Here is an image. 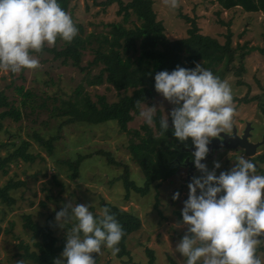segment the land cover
<instances>
[{"label": "rangeland", "instance_id": "1", "mask_svg": "<svg viewBox=\"0 0 264 264\" xmlns=\"http://www.w3.org/2000/svg\"><path fill=\"white\" fill-rule=\"evenodd\" d=\"M128 1V0H125ZM154 9L157 17L165 25V32L171 39L187 36L190 23L186 22L181 13L191 17L198 16V25L204 33L217 37L222 43L225 42L227 26L220 21H231L230 28L233 31L232 45L241 53L242 47L248 43L253 51L244 60L245 70L239 75L236 70L241 67L242 62L232 65V71L223 79L231 86L234 115L233 125L244 127L247 123L255 126L259 139L264 141V53L255 50L256 47L264 46V13H247L237 10H222L217 2L210 0H178V7L170 10L164 0H154ZM198 6V7H197ZM119 4L110 5L105 12L102 6L94 0H71L69 14L75 25L82 24L85 28L83 35L90 32L105 31L103 22L122 19L117 14ZM219 11V12H218ZM220 13V14H219ZM136 21V17L133 16ZM138 22V21H136ZM139 23V22H138ZM127 25L132 26V23ZM62 41L60 42V45ZM49 46V45H47ZM53 45L49 46L52 47ZM62 46V45H61ZM39 61L36 69H22L19 73L0 71V90H3L9 98V102L21 111V119H1L0 127V158H5L9 153L19 147L21 139L30 141L28 151L36 156L33 161H25L22 157L16 161H10L0 167V186L7 184L12 179L26 180V186L20 190H13L17 195L16 208L10 211L0 222V260L12 258L19 250L20 242H26L34 246L33 233L23 232V212H31L33 218L40 222L45 221V214L55 207V202L48 198L57 195V211L59 204L65 201L95 206V213L103 209L100 204V197L104 201L116 202L123 209L137 213L143 221V229L137 231L129 238V256L123 254L119 259H114L110 250L102 249L101 262L108 261V264H133L131 260L145 258L147 247L154 249L157 255V264H170V257H173L179 264H183L184 257L175 251V245L185 233L184 226H176L181 220L175 211L183 207V200L187 198V185L193 176L201 173L197 170H190L183 165L179 166L176 174L164 180L156 188L152 186L145 196L132 194L129 199L125 198L126 187L122 180L123 165L110 163L107 154L109 151L117 161L128 163L131 171L141 174L139 166L131 160L127 145L133 136L120 129L116 121H107L99 124H89L84 121H67V116L57 112V106L61 99H68L74 94L78 84L82 82L85 89L81 94H87L96 102L99 95H106L108 102L120 98V93L112 85H89L85 78V72H81L72 65L64 66L61 59L54 57L48 50L41 54L32 53ZM93 59L91 52H87L82 60V65L88 64ZM100 65L93 66L91 73H98ZM45 80H50L45 83ZM243 81V83H239ZM24 86V90L30 89L33 93L26 103H22V95L16 87ZM109 86V87H108ZM146 104V105H145ZM142 108L156 106L157 111L168 118L171 124V117L168 115L172 105L161 95L152 102H146ZM3 108H0V111ZM145 123L138 114L129 122L128 129H140ZM154 126V120L152 124ZM232 125V126H233ZM37 135L43 137V141L52 147V155L48 154V147L45 143L37 140ZM83 152L87 154L80 162V171L76 178H71L72 169L68 164L59 163L56 165L57 157L67 158L71 152ZM242 149V148H241ZM98 151H102L98 154ZM221 153V151L219 152ZM264 154V147L253 155H247L240 150V147L228 149L224 155L211 156L206 167L213 168V161H219L220 168L216 169L218 175L221 170L227 171L235 163V159L244 156L254 162L255 156ZM77 155V154H76ZM75 156V155H74ZM70 157V156H69ZM72 157V156H71ZM256 167L264 171L263 162L255 161ZM58 167V168H57ZM47 173L44 175V172ZM262 174L261 172H256ZM33 174V176H30ZM53 174L58 175L60 183L54 184ZM190 178L188 182L187 179ZM51 187V191L45 188ZM179 192L176 200L172 194ZM160 200V215L155 209V203ZM45 202V205H43ZM8 209V206L0 199V208ZM45 213V214H44ZM13 219L15 224L10 226L9 220ZM63 229L58 228L56 234L63 235ZM37 239H35L36 241ZM264 259V254H262Z\"/></svg>", "mask_w": 264, "mask_h": 264}, {"label": "trees", "instance_id": "2", "mask_svg": "<svg viewBox=\"0 0 264 264\" xmlns=\"http://www.w3.org/2000/svg\"><path fill=\"white\" fill-rule=\"evenodd\" d=\"M213 1L217 2L222 10L239 9L241 12L247 13H264V0H210V2ZM94 2L102 6L103 12L110 5L118 3L117 14L122 19L103 22L105 31L90 32L85 36L83 35L85 32L84 26L76 24L78 31L72 42L67 43L58 38L52 47L45 45L36 54L48 50L54 54L55 58L61 59L62 65H72L81 72H85V78L89 85L96 86L108 83L117 91L124 92L120 93L121 96L116 101L108 102L106 95L102 94L99 95L98 101L94 102L87 94L81 95L85 87L80 82L73 95L68 96V99L60 100L57 112L62 116H67V121L71 122L84 121L89 124H99L116 121L121 130L128 131L133 138L130 139L127 148L131 160L139 166L141 174L136 173L135 175L127 162L117 161L109 151H98V154L101 152L107 154L110 163L123 165L122 180L126 187V199H129L132 194L143 197L149 193L153 185L157 188L161 182L176 174L179 166L183 165L190 171V165L184 164L187 157L192 162V152L181 149L185 145L192 146L191 138H188L185 142L178 141L172 135V125L169 123V127L162 130L159 126V118L162 116L160 110L153 117L154 126L143 123L140 129L132 131L128 129L129 122L135 114L139 113L141 105L152 102L160 96L154 90V73L160 70L171 71L177 65L191 68L194 67V62H202L204 67L223 79L232 71V65H236L240 61L242 62L241 67L236 72L241 75L245 70L244 60L254 48H249L248 43H246L242 47V52L238 53L232 45L231 21L227 23L226 21H220L221 24L227 26L225 42L222 43L217 37L201 30L198 25V16L191 17L181 13L180 17L190 23L187 31L188 35L171 39L165 32L163 21L157 17L153 5L154 0H94ZM59 3L65 11L69 12L71 0H59ZM133 16L136 17V21L139 23L133 20ZM128 23H132V26L127 25ZM61 41L62 46L60 45ZM255 50L264 53V46L256 47ZM87 52H91L93 59L88 64L82 65L83 57ZM97 65H100L98 73H91L89 69ZM49 82L50 80H45L46 84ZM241 82L243 83V81H239V83ZM16 89L23 97L22 103H26L28 98L33 96L32 91L30 89L24 90L22 85L16 87ZM232 98L236 99L234 96ZM0 108H3L0 111V127H2L1 119L3 118L21 119L20 109L9 102V98L3 90H0ZM39 138L41 143L47 145L48 154L53 156L51 145L49 146V143L44 142L42 136L37 135L38 141ZM260 141L258 142L261 145L257 148V151L260 147H264V141ZM30 143L26 139H21L19 147L15 151L9 153L5 158H0V167L10 161H16L20 157L25 161H33L36 156H41L39 153L33 154L28 151ZM240 150L245 153L244 149L240 148ZM213 154L214 151L210 156H205L202 163L208 164ZM86 155L83 152L75 153L71 148L70 157H57L56 165H59V163L68 164L72 169L70 177L73 179L78 176L80 162ZM257 159L263 162L264 154L255 156L254 165ZM192 170L197 171L194 166ZM255 172L264 174V171L259 167H255ZM46 173L47 171L44 172V175ZM30 176H33V174ZM26 180L12 179L7 184L0 186V199L8 206L7 210L4 207L0 208V222L10 211L16 208L18 199L16 192L13 190L18 191L25 187ZM52 180L56 185L60 183L57 174H53ZM187 181L189 182L190 178ZM46 183H44L46 187L43 189L51 191V187ZM47 195L56 205L49 213H44L46 217L44 222L34 219L31 212H23L21 216L23 219V232L31 231L33 233L34 246L22 239L19 246L22 251L19 250L13 254L12 258H8L7 264H17V261H22L23 264H53V258H59L64 245L65 229H63V235L56 234L57 229L60 228L54 219L55 211H57V195ZM64 202L66 201L63 200L58 208H61ZM159 203L160 200L157 196L155 209L162 215ZM100 204L115 215L123 228V236L118 244L119 251L114 255V259H119L123 254L131 256L128 250L129 238L143 229L142 218L131 210L123 209L116 202L104 201L103 197H100ZM43 205H45V202H43ZM95 209L94 205L90 206V210L94 215L98 214L94 212ZM175 212L181 218L180 212ZM9 224L14 226V220L10 219ZM67 227H70V224ZM35 239L37 240L35 241ZM257 251L262 258L264 243L258 246ZM145 253V258L138 259L139 261L131 260L132 263L157 264V255L154 249L147 247ZM100 255L92 253L96 264H108V261L101 262ZM0 264H6L4 259L0 260ZM170 264L179 263L173 257H170Z\"/></svg>", "mask_w": 264, "mask_h": 264}, {"label": "clouds", "instance_id": "3", "mask_svg": "<svg viewBox=\"0 0 264 264\" xmlns=\"http://www.w3.org/2000/svg\"><path fill=\"white\" fill-rule=\"evenodd\" d=\"M164 3L170 10L178 7V0ZM77 31L59 0H0V71L15 74L36 69L39 61L32 53L58 38L70 43ZM153 78L154 90L172 105L168 113L172 135L180 142L191 138L192 163L201 173L187 185L176 225L186 230L175 251L184 257L183 264H264L257 251L264 243V174L256 173L253 161L244 156L218 175L219 161H213L212 170L201 162L210 138L232 128L230 84L202 62H194L191 68L177 65L171 71L160 70ZM156 110L147 105L138 115L151 126ZM159 126L169 127L165 115L160 116ZM178 197L179 192L172 194L173 200ZM54 219L65 229V238L53 264H96L92 253L119 251L123 228L107 208L94 215L89 205L66 201Z\"/></svg>", "mask_w": 264, "mask_h": 264}, {"label": "water", "instance_id": "4", "mask_svg": "<svg viewBox=\"0 0 264 264\" xmlns=\"http://www.w3.org/2000/svg\"><path fill=\"white\" fill-rule=\"evenodd\" d=\"M251 123H247L243 135L240 136L237 133V130L234 129L233 133H221L218 137L210 138V142L208 144L209 151L206 157L210 156L214 149L220 148H242L244 149L245 153L248 155H253L257 152V148L261 145L260 142H252L249 140V136L251 134ZM194 146H183L181 149L183 151L192 152ZM204 158L201 162H203ZM184 164L190 165V170L193 168V163L190 161L189 157L185 159ZM189 180V178H188Z\"/></svg>", "mask_w": 264, "mask_h": 264}, {"label": "flooded vegetation", "instance_id": "5", "mask_svg": "<svg viewBox=\"0 0 264 264\" xmlns=\"http://www.w3.org/2000/svg\"><path fill=\"white\" fill-rule=\"evenodd\" d=\"M251 126H252L253 128L251 129V134H250V136H249V140H251L252 142H258V141H260L261 139H259V137H258V133H256L257 130L255 129V126H254V125H251ZM245 127H246V126H244V127L241 128V127H239V126H237V125H233L232 128H231V130H229L227 133L231 134V133H233V130L236 129L238 135L242 136ZM260 142H261V141H260ZM228 149H230V148H221V149L214 150V154H213V156L218 157L220 154H221V155H224V152H225V151H228ZM261 149H262V147H260L258 150H261ZM220 151H221V153H219ZM181 163H182V162H181Z\"/></svg>", "mask_w": 264, "mask_h": 264}]
</instances>
